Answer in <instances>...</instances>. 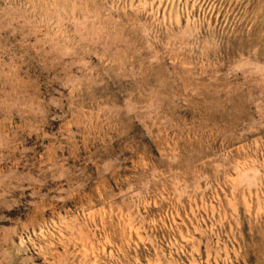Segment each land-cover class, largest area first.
I'll use <instances>...</instances> for the list:
<instances>
[{
	"label": "rangeland",
	"instance_id": "rangeland-1",
	"mask_svg": "<svg viewBox=\"0 0 264 264\" xmlns=\"http://www.w3.org/2000/svg\"><path fill=\"white\" fill-rule=\"evenodd\" d=\"M0 264H264V0H0Z\"/></svg>",
	"mask_w": 264,
	"mask_h": 264
}]
</instances>
